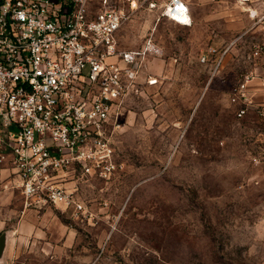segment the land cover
<instances>
[{
    "label": "rangeland",
    "instance_id": "1",
    "mask_svg": "<svg viewBox=\"0 0 264 264\" xmlns=\"http://www.w3.org/2000/svg\"><path fill=\"white\" fill-rule=\"evenodd\" d=\"M191 8L199 15L192 26L143 8L122 26V47L152 37L162 48L145 68L159 81L121 107L113 136L120 171L109 180L80 168L66 175L84 212L26 209L13 173L14 185L1 187L12 207L11 215L0 208L6 229L29 219L9 264H264V183L250 139L262 125L253 111L238 117L231 102L244 49L214 78L199 61L229 39L217 33L227 21L213 17L215 8L246 12L233 0Z\"/></svg>",
    "mask_w": 264,
    "mask_h": 264
},
{
    "label": "built area",
    "instance_id": "2",
    "mask_svg": "<svg viewBox=\"0 0 264 264\" xmlns=\"http://www.w3.org/2000/svg\"><path fill=\"white\" fill-rule=\"evenodd\" d=\"M142 8L193 23L184 0H0V171L13 169L26 209L52 204L78 215L85 206L66 175L80 168L109 180L120 171L113 146L118 115L129 98L158 83L145 68L163 54L152 37L141 48L120 44L122 26ZM248 13L261 36L241 56L231 102L238 117L253 111L260 120L261 131L250 139L258 148L257 183H264V99L256 98L264 93V7ZM246 33L201 53L211 78Z\"/></svg>",
    "mask_w": 264,
    "mask_h": 264
},
{
    "label": "crops",
    "instance_id": "3",
    "mask_svg": "<svg viewBox=\"0 0 264 264\" xmlns=\"http://www.w3.org/2000/svg\"><path fill=\"white\" fill-rule=\"evenodd\" d=\"M189 8H190V13H191V17H192V21L193 23L195 21L199 20V15L198 13L193 12L191 5H194V3H200V4H206L208 1L210 0H184ZM235 2V4L237 5H241L243 6V8L245 9V14L242 15L240 14L238 11H234L232 9H228V10H224L223 8H215L214 11H219V13H214L213 17H223L218 19L219 20H225V22L227 21V23H225L224 25L221 26V28L218 30V34L221 35L222 37L224 36H228L229 35V39L228 42H230L233 38H235L236 36L247 32L244 36V40L243 42H241L238 45V48H234L232 50L231 53L228 54L227 59H229V55L230 57H235L238 56L240 54L237 55V51L241 52L242 49L243 50V54L244 55L245 51L248 50V48L250 47L251 43L257 39L260 38L261 36V32H260V28L258 27H253V20L250 18L249 13H248V8L251 7H264V0H255V2L251 3V4H241L239 3L237 0H233ZM231 17V18H230ZM232 18H241V22H235L233 21ZM177 23V22H176ZM192 23V25H193ZM179 24V23H178ZM182 25V24H180ZM191 25V26H192ZM185 26V25H182ZM228 34V35H226ZM227 42V43H228ZM261 89V88H259ZM256 98L258 100L264 99V93L262 92V90L257 91L256 92ZM13 169L9 166H6L5 168L2 169V171H0V178L2 179L3 183L4 182H8L10 177L12 176V172ZM14 174V173H13ZM12 181V180H11ZM15 183H17V178L15 177ZM13 184V181H12ZM13 186V185H12ZM1 187L4 188L3 184L0 185V208H6L8 207L9 210V214H12V207L9 204L10 202L7 200V196L6 193L3 194L5 191H1ZM6 189V188H5ZM28 218L27 216L18 223V225H15L12 229H6L7 225H8V220L6 217V211L4 214L0 213V264H9V260L11 257H13V255L17 254V250H16V246L14 244V241L18 239V234L19 232H23L24 227H26L25 225H27L28 222ZM32 224V223H31ZM30 224V225H31ZM33 228L34 225L32 224ZM12 228V227H11Z\"/></svg>",
    "mask_w": 264,
    "mask_h": 264
},
{
    "label": "water",
    "instance_id": "4",
    "mask_svg": "<svg viewBox=\"0 0 264 264\" xmlns=\"http://www.w3.org/2000/svg\"><path fill=\"white\" fill-rule=\"evenodd\" d=\"M0 242H1V240H0Z\"/></svg>",
    "mask_w": 264,
    "mask_h": 264
}]
</instances>
